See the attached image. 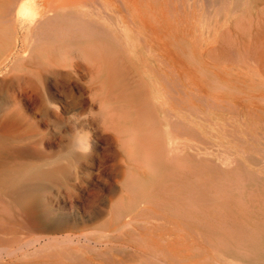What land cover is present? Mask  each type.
<instances>
[{
    "label": "bare ground",
    "instance_id": "obj_1",
    "mask_svg": "<svg viewBox=\"0 0 264 264\" xmlns=\"http://www.w3.org/2000/svg\"><path fill=\"white\" fill-rule=\"evenodd\" d=\"M134 3L0 0V264H145L183 216L186 243L201 226L224 264H264L233 246L264 245V117L230 133L243 156L184 142L198 93L167 68L161 5ZM244 48L264 72V33ZM221 164L215 198L197 171ZM199 204L221 223L199 222Z\"/></svg>",
    "mask_w": 264,
    "mask_h": 264
},
{
    "label": "rangeland",
    "instance_id": "obj_2",
    "mask_svg": "<svg viewBox=\"0 0 264 264\" xmlns=\"http://www.w3.org/2000/svg\"><path fill=\"white\" fill-rule=\"evenodd\" d=\"M132 1L136 2L134 4L137 7L141 2L145 5L149 3L151 7L161 5L164 21L162 24L164 31L161 29V36L166 48L167 68L169 69L175 64L173 66L174 69L177 67L179 70H183L184 85L188 84L189 90L194 89L198 93L197 95L195 93L194 98L197 112L192 115L195 121H198V135L194 140L186 136H183L182 140L184 142L193 141L198 150L203 154H216L219 158L232 157L235 153L243 156L238 151L234 142L231 141L234 138L230 133L236 131V136L245 138L249 130L253 132L255 129H258V118L264 117V72L260 66V62L257 64L259 60L256 57L254 59L256 58L257 62L252 60L253 57L251 58L248 54L244 53L246 52L244 51V47L264 33L263 0ZM182 20L183 22H181ZM151 21V26L154 27L155 23ZM179 23L180 25H178ZM231 49H233V52L236 50V52L232 53ZM244 54L245 56L242 57ZM246 56L250 57V63L248 62L249 57L247 58ZM246 58L247 60H245ZM180 60L182 65L179 63ZM169 64L171 67H169ZM237 85L240 86L238 87ZM248 86L251 88L249 89ZM204 100L205 102H203ZM214 102L218 104L215 105ZM250 111L253 113L252 117H249ZM247 123L251 128L247 126ZM248 153L253 154L252 151ZM214 160L217 163H221L217 158H214ZM220 167L221 170L215 168L214 165H210V167H205L206 170L201 168L197 171L198 178L209 182L214 190L212 197L215 196V198L222 196L219 189L227 181L225 173L222 172L226 168V165L221 164ZM209 213L213 214L211 210H205L199 204L198 221L210 222L212 224L221 223V219H218L215 215L209 216ZM239 215L238 217L241 219L242 212ZM178 222L179 225L177 227L179 231L177 228L176 230L166 231L162 245H148V247L151 246L149 247L151 251H153L152 248H155L159 252L163 250V254H158V257L156 256L157 252L153 251L154 253L151 254V258L155 257L151 260L148 253L147 263L145 264H157L158 259H161L158 262L159 264H164V262L166 264H224V260L235 262L226 251L225 246L212 239L211 235L205 233L201 226L197 227L196 243L194 245L186 243L187 240H182L181 238H186V231L183 232V228L185 230L186 225L184 216ZM180 228L182 231H180ZM222 237L226 240L233 239L228 232L223 233ZM179 241L184 242V244L179 243ZM233 246H243L249 250L257 247L252 252H255L259 256L258 259L262 258L264 261V245L237 244ZM150 250L148 251L151 252ZM164 259L170 262L168 263Z\"/></svg>",
    "mask_w": 264,
    "mask_h": 264
}]
</instances>
